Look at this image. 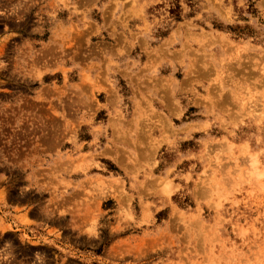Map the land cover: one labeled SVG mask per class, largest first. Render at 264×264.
<instances>
[{"label": "rangeland", "instance_id": "1", "mask_svg": "<svg viewBox=\"0 0 264 264\" xmlns=\"http://www.w3.org/2000/svg\"><path fill=\"white\" fill-rule=\"evenodd\" d=\"M6 7L0 172L9 179L0 205L22 211L21 224L44 219L37 207L59 213L42 243L10 222L5 237L66 264H224V249L255 239L247 259L261 264L264 171L247 175L255 157L264 170V43L249 38L253 30L227 19L209 28L192 0ZM178 154L214 163L204 184L198 163L188 193L161 205L153 177ZM29 185L30 198L19 200ZM37 186L44 191L32 196ZM92 220L99 238L81 232Z\"/></svg>", "mask_w": 264, "mask_h": 264}, {"label": "clouds", "instance_id": "2", "mask_svg": "<svg viewBox=\"0 0 264 264\" xmlns=\"http://www.w3.org/2000/svg\"><path fill=\"white\" fill-rule=\"evenodd\" d=\"M6 2L7 0H0V16H3L8 11ZM192 2L195 3L196 7L191 9V11L200 12L202 22L209 28L212 26V21L227 19V22L233 26L239 25L242 28L253 30V35L249 38L259 39L264 43V0H226V2L225 0H192ZM184 11L185 13L189 11L186 5ZM197 18L200 19L201 17ZM4 66V63L0 61V68ZM92 143L98 147L95 139ZM185 160H188L189 164L185 168H180L179 165ZM4 163H0V168L4 167ZM164 163L165 170L160 176L153 177L154 186L152 187V195L159 198L158 203L161 205L166 203L167 198L172 193H179L181 195L188 193L189 186L186 182L198 175V163L205 168V173H200L201 178L197 180V183L204 184L206 173L208 169L212 168L214 160L201 159L200 156L193 158L189 155L178 154L171 165L167 164L166 161ZM151 166L155 167V163ZM8 179V176L0 172V182H4V186H7ZM173 181H177V183L173 184ZM247 182L245 179L241 181V185ZM164 184H167V187H163ZM32 187V185H29L18 188L17 196L19 200L30 198L29 193ZM43 191L44 189L37 186L36 191L32 192L31 195L42 194ZM259 191L264 193V184L260 185ZM48 203L52 204L54 201L50 200ZM36 210L37 215L44 218L40 223L21 224L22 211H5L3 205H0V229L6 230L10 222L13 227H20L21 231L28 232L33 240L42 243L44 236L47 235V221L51 220L53 215L59 213V208L51 214L50 211H44L40 207H37ZM85 231L91 237L99 238L96 220H92L90 225H84L81 232ZM15 240L16 237L14 235H9L6 238L4 231L0 230V264H66V261L56 258L55 253H53L52 257H49L46 251L39 249L25 254L21 251L20 246L15 243ZM261 244H264V241H261ZM257 247L256 240L250 239L241 245H234L232 249H224L221 258L224 260V264H254V262H249L247 257L253 256L254 248ZM204 264H207L206 259ZM261 264H264V260L261 261Z\"/></svg>", "mask_w": 264, "mask_h": 264}, {"label": "bare ground", "instance_id": "3", "mask_svg": "<svg viewBox=\"0 0 264 264\" xmlns=\"http://www.w3.org/2000/svg\"><path fill=\"white\" fill-rule=\"evenodd\" d=\"M202 34L205 35L204 33H202ZM209 35H210V34H209ZM200 36H201V34H200ZM200 36H199V37H200ZM200 38H201V37H200ZM209 39H211V37H210ZM207 41H209V40H207ZM225 41H226V40H225ZM225 43H226V42H225ZM223 44H224V43H223ZM226 44H228V42H227ZM229 44H230V43H229ZM223 46H224V45H223ZM226 46H227V45H226ZM228 47H229V46H228ZM228 47H226V48H228ZM235 47H236V46H235ZM242 47H243V46H242ZM226 48H225V49H226ZM231 48H232V47H231ZM232 50H233V49H232ZM241 50H243V49H241ZM238 51H240L239 48H238ZM238 51H237V52H238ZM243 52H244V51H243ZM228 53H229V52H228ZM230 54H231V53H230ZM238 54H239V53H238ZM241 55H242V54H241ZM262 57H263V56H262ZM190 68H191V67H190ZM190 68H189V69H190ZM189 69H188V70H189ZM190 70H191V69H190ZM191 71H192V70H191ZM193 71H194V70H193ZM190 80H191V79H190ZM161 118H162V117H161ZM169 124H170V122H169ZM223 139H224V138H223ZM79 158H80V157H79ZM82 159H84V158L82 157ZM82 159H80V160H82ZM251 159H252V158H251ZM255 160H256V157L254 158V161L252 160L251 165H250V163H249L250 166H248V169H249V168H250V169H249V170L247 169V171L249 172V174L247 173V175L249 176V179H252V180H253V179L256 180V177L259 179V176H261L260 174H263V171H264V170H262L261 173L257 171V170H258L257 167H256L257 160H256V161H255ZM255 162H256V164H255ZM247 165H248V164H247ZM258 175H259V176H258ZM250 176L253 177V178H251ZM261 177H262V176H261ZM98 179H99V178H98ZM247 181H248V179H247ZM196 221H199V220H196ZM192 222H194V221H192Z\"/></svg>", "mask_w": 264, "mask_h": 264}]
</instances>
